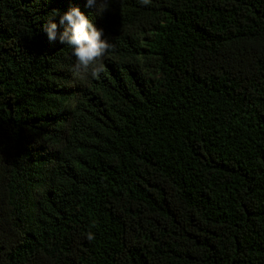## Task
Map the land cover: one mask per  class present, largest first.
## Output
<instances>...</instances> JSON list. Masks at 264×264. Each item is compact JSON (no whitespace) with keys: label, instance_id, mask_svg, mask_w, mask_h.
<instances>
[{"label":"trees","instance_id":"1","mask_svg":"<svg viewBox=\"0 0 264 264\" xmlns=\"http://www.w3.org/2000/svg\"><path fill=\"white\" fill-rule=\"evenodd\" d=\"M0 264H264V0H0Z\"/></svg>","mask_w":264,"mask_h":264},{"label":"clouds","instance_id":"2","mask_svg":"<svg viewBox=\"0 0 264 264\" xmlns=\"http://www.w3.org/2000/svg\"><path fill=\"white\" fill-rule=\"evenodd\" d=\"M140 3L148 5L151 0H140ZM87 6H96V0H87ZM53 17L44 25V30L49 41H56L58 38L60 43L72 47L73 55L77 59L74 70L87 71L112 48L108 40L103 38V30L98 29L78 7H73L60 16V24L64 25L66 22V27L59 35L58 25L53 21ZM99 71H102V66L93 68L92 75H98ZM93 238L90 233L88 239Z\"/></svg>","mask_w":264,"mask_h":264}]
</instances>
